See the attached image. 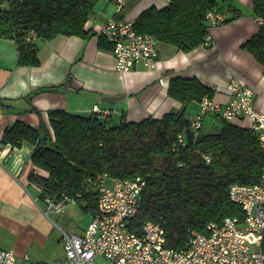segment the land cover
Here are the masks:
<instances>
[{
  "label": "trees",
  "instance_id": "trees-1",
  "mask_svg": "<svg viewBox=\"0 0 264 264\" xmlns=\"http://www.w3.org/2000/svg\"><path fill=\"white\" fill-rule=\"evenodd\" d=\"M97 1L23 0L9 11L0 12V39L15 42L18 66H35L38 40L48 41L57 35L83 38L91 33L85 25ZM233 3L234 0H168L160 9L144 10L132 24L136 32L153 35L158 42L188 53L205 46L206 13L216 10L230 15ZM253 10L263 22L243 48L264 63V0H253ZM234 18L236 15L224 23ZM102 42L109 48L103 39ZM167 95L182 105L180 111L140 122L112 124L110 119L96 114L84 117L52 110L47 112L52 134L42 121L38 127L16 122L4 131L2 141L12 146L23 142L32 145L33 165L48 173L47 179L34 174L29 178L41 186L37 196L41 203L50 198L61 200L62 195L81 194L76 198L77 205L93 215L97 197L86 186L87 179L101 173L112 180L143 178V199L129 227L137 230L147 220L159 222L164 227L167 246L178 247L188 230L205 233L210 223H221L225 217L242 219V210L227 196L229 187L233 183L256 182L264 154L245 117L232 122L221 119L216 132H200L192 138L185 105L199 102L205 95L213 96V91L196 78L171 79ZM30 111L40 115L36 109ZM179 134L184 135L186 143L173 151ZM206 154L211 157L208 164L203 161ZM261 249L264 250V235Z\"/></svg>",
  "mask_w": 264,
  "mask_h": 264
},
{
  "label": "crops",
  "instance_id": "crops-1",
  "mask_svg": "<svg viewBox=\"0 0 264 264\" xmlns=\"http://www.w3.org/2000/svg\"><path fill=\"white\" fill-rule=\"evenodd\" d=\"M167 3L123 0L119 15L116 0H98L85 25L91 33L83 38L57 35L48 41L38 40L35 66H18L15 42L0 39V250H12L15 264L62 263L59 229L81 235L87 227L77 231L68 224L56 228L45 215V202L37 201L41 186L29 178L34 174L47 179L48 173L33 165L32 145L23 142L12 146L2 141L4 131L16 122L38 127L42 121L52 134L47 116L52 110L88 115L107 111L109 115L101 117L112 124L160 118L182 108L167 95L168 83L174 78H196L213 91L211 99L220 104L228 101V83L237 80L253 89L255 109L264 110V63L243 48L260 27L253 0L233 3L230 15L225 14L227 19L236 18L210 27V42L204 47L182 53L158 42L155 68L137 66L124 73L115 70L114 54L102 42L100 28L107 20L119 17L133 22L144 10L160 9ZM54 87V91H43ZM32 108L40 115L31 112ZM94 264L108 263L98 256Z\"/></svg>",
  "mask_w": 264,
  "mask_h": 264
},
{
  "label": "built area",
  "instance_id": "built-area-1",
  "mask_svg": "<svg viewBox=\"0 0 264 264\" xmlns=\"http://www.w3.org/2000/svg\"><path fill=\"white\" fill-rule=\"evenodd\" d=\"M23 0H0V12H7ZM118 11L123 0H116ZM227 15L211 10L205 15L207 29L223 25ZM259 24L261 17H255ZM31 37H35L33 32ZM100 37L111 47L115 70L128 72L134 67L153 69L158 58V40L150 34L138 33L132 22L109 19L99 30ZM207 37L205 45L209 44ZM162 84V80H159ZM228 101L220 104L208 96L197 103V113L189 117L192 138L198 137L204 118L214 114L232 122L245 117L249 129L264 154V110L254 106V91L237 80L227 87ZM99 116L107 111H95ZM183 134L177 136L173 151L185 145ZM1 154V151H0ZM210 155L203 156L205 164ZM86 186L97 197L96 211L81 235L59 229L64 253L60 264H94L102 257L108 264H264L261 242L264 235V165L260 177L252 184L233 183L228 190L229 200L243 213L242 219L225 217L221 223H210L205 233L188 230L178 247H168L164 227L147 220L139 229L129 227L143 199L146 181L141 177L112 180L101 173L86 180ZM76 197L61 196V200H45V215L64 213V207L77 205ZM12 250H0V264H15Z\"/></svg>",
  "mask_w": 264,
  "mask_h": 264
},
{
  "label": "rangeland",
  "instance_id": "rangeland-1",
  "mask_svg": "<svg viewBox=\"0 0 264 264\" xmlns=\"http://www.w3.org/2000/svg\"><path fill=\"white\" fill-rule=\"evenodd\" d=\"M234 1L237 2L238 0H234ZM196 104L197 102H192V103H188L185 105L184 110H185L186 117L193 116L197 113L198 105L196 107L195 106ZM92 114H96V113H92ZM80 115L84 117L90 116L88 115V113H83ZM114 123L118 124V122L116 121ZM221 125H222V120L219 117H217L214 114H209L203 120L201 132L205 134L216 132L221 127ZM64 213L65 214L63 213L62 214H54V213L49 214L50 218L52 219V223L54 224L56 228L57 227L64 228L65 225L68 224V226H70L73 230L77 231V230H82L89 223L90 213L84 212L81 208L78 207V205L77 206L76 205L65 206Z\"/></svg>",
  "mask_w": 264,
  "mask_h": 264
}]
</instances>
